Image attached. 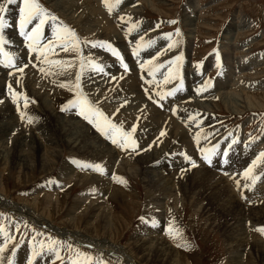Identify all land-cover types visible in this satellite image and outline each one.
Returning <instances> with one entry per match:
<instances>
[{
	"label": "rangeland",
	"instance_id": "374dc122",
	"mask_svg": "<svg viewBox=\"0 0 264 264\" xmlns=\"http://www.w3.org/2000/svg\"><path fill=\"white\" fill-rule=\"evenodd\" d=\"M0 2H3V0H0ZM19 3L20 0H17V4L9 5L8 11L5 13L8 27L5 29L4 35L11 42L10 47L8 45L5 47L6 50L16 54L18 64L28 63L29 60L35 62V54L30 55L28 53L23 38L19 35L17 27ZM40 3L51 13L55 14L60 21H63L74 29L82 41L85 39L89 41H105L111 43L121 53L131 69L130 72L125 73L116 58L106 50L100 49L99 47L92 48L91 45L82 44L84 55L90 56L97 63L104 65L105 72L110 74L97 76V73L86 69L82 76V86L89 99L93 103L98 102L97 106L100 110L105 115L107 114L114 123L122 124L124 130H130L133 125L136 126L137 131L134 134V138L139 147L136 150H121L97 132L82 117L78 116L75 109L61 111V108L67 104V101L73 98V94L66 88H61L58 85L64 82V79L73 78L75 70H71L73 77L67 74L45 76L37 68L29 64L24 74L26 75L28 73L29 75L31 73L29 75L31 76V80L34 78L36 81L34 82L38 84V88L43 90L42 92L46 91L48 93V98L52 101L54 112L57 115H61L65 120L73 119L72 122L76 128L74 131L78 130V132H81L85 129L89 134L90 132L95 135L97 134V139H101L100 141L104 142V144L106 143L105 146L114 148L117 154L125 158H134V161L137 160L136 162L143 161L142 163L140 162L139 168L145 163L146 156L152 154L154 155L152 157L155 158L160 153H165L162 155L165 157V160L160 164L166 163L167 165H171L173 160L176 161L177 165L175 168H171V171H178L177 175H179L178 179L180 181L177 185L178 189L180 191L181 185L184 192H187L185 194L188 195L186 196L184 193L180 195L184 199V203L168 200L167 198L164 199V202L159 203L157 200H161L162 197H159L158 194L154 195L158 197L156 201L150 202L152 198L149 195L148 180H143L144 178L141 172L136 171V166L132 165L129 167L131 169L135 168L133 171H129V168L124 170L121 166L118 168V172L117 170L110 171L109 165L102 161L101 154L96 155L93 153L95 157L93 160L89 155L87 156L80 152L75 153L74 151L76 150L72 149L71 144L73 138L76 136V132L69 131V128H66L64 131L61 130L58 122H56L57 128L64 133H62L60 143L58 142L60 145L58 149L56 148V151L58 150L57 152L51 147L56 144L46 139L47 136L44 134L45 130L40 131L38 142H32L33 138L39 135L32 128L34 125L31 124L34 123L29 124L28 122L27 117H32V115L28 113V108L26 109L24 107L23 98L19 101V111L16 104L14 107L7 88L8 84H11L13 90L18 91L22 89L20 92L26 96L25 92L28 94L27 91L29 90V87L26 86L28 80H26L25 75H21L18 72H13V75L9 76V69L0 66V97L2 98V100L0 98V101H2L1 104H7L5 105L6 107L8 105L10 106L9 109L3 108L9 110L7 119L10 120L12 116L10 122H8L9 124L7 123L9 126L11 125V133L2 140L3 142L0 141V156L7 157V159L10 158L11 160L13 155V150L11 149L12 147H17L18 154L22 155V164L24 165L19 167L0 165V194H2L6 201L14 204L33 203L35 207L36 204H34V201L36 200L39 202V206L36 208L38 213L44 216L47 213L52 217L54 228L64 230L71 229L66 221L75 201L77 200L78 202L80 199L78 202L80 203L88 197L90 201L82 202L81 207L82 210L87 209V214L84 218H91L94 222L93 225H97L98 228L99 226L103 228L104 220L97 218L100 212H103L101 216L106 213V217H111L113 225H117L115 217L119 216L118 219L121 222L122 230L115 240L112 241L116 245L133 249L135 242L138 241V236L141 234L142 239L149 240L150 238L154 239L156 236L160 238L161 236L165 238L162 239L165 242L170 241L172 243L170 245L175 250L173 264H264V259L260 256L261 252L256 251L254 244L255 242L261 241L260 243L264 247V235L256 230L259 227H264V224H260L259 226L250 225L251 220L248 218V213H244L243 210L241 211L242 207L248 208L252 206L257 207L260 204L264 205V196L260 199L259 196L261 194L257 195L256 192L252 194V191H255V188L258 186L262 187L264 193V175H261L264 173V165H258L255 170V174L260 177L255 184L250 179L246 180L242 175L245 169L256 159L258 154L264 151V0H121V4L114 9L112 14H109L102 0H40ZM129 9H136V15L129 13L132 11ZM61 11L69 14L71 18L62 14ZM72 17L75 19L79 17L78 22ZM120 17L124 19H120ZM89 19L94 22L90 23ZM173 19H178L179 25L168 23V21ZM93 24L96 26L95 32L90 30L88 32L87 26L89 27ZM134 24H138V28H134L129 33L128 29ZM177 26L181 29V37H176L173 34V40L179 39L180 43L168 49L167 44L170 41L165 38V34L170 32L174 33V29ZM51 34L52 28L51 23H49L45 26V41L51 37ZM141 36L144 37L145 41L149 39L155 41V44L151 48L141 50L139 56H133L132 49L135 47V41ZM186 45L190 47L188 53H185ZM158 51L161 54L153 62H162L165 64V67L161 68L156 74V77L153 78L147 74L148 65H145V69L142 71L138 61L143 62L149 60ZM217 52L220 56L221 67H217ZM176 56L182 57L181 62H179L177 79L165 84L163 77L167 73L169 66L167 62L175 59ZM50 58L67 59L69 58V54L60 52L57 49L56 55ZM253 58L261 61L252 60ZM227 59L229 62L225 61ZM240 59H243L240 62L241 64H234V62ZM222 73L226 74L227 77L229 76L228 82L225 85H220ZM111 75H115L117 80L111 81ZM121 76H123V79L119 78ZM17 78L20 79L19 84L16 82ZM208 79H211L212 87L205 92L197 94L196 89ZM146 80H152L153 82L149 85L145 82ZM181 81L183 82L182 87L174 96L165 97L163 101H160L163 107L157 103H153V100H159V97L156 96L157 92L169 91L180 85ZM125 84H128L127 86L130 87L128 88L129 90L127 89L128 92L131 91L132 93L134 91L132 93L134 98L124 97L121 99L122 101H119L121 104L116 106L119 109L122 107L127 110L130 115L127 119L130 122L125 121L128 124L122 118L118 119V116L108 112L111 106L109 109L106 108V103L99 97L107 89L109 90L111 87L115 89V87L120 85L123 87ZM132 85L136 86H133V88ZM222 87L224 88L220 89ZM145 89L151 90L152 99L148 98V93H146ZM96 90L99 91L97 96L94 94L97 92ZM204 99L210 101L208 105L211 108V112H208V115H204L197 108L195 110L190 109L182 117L178 115L180 114L178 108L181 107L180 103H183V105L190 103L188 105L191 107L199 103L207 106ZM30 101H28V104L31 106V109L39 112L33 106V101ZM110 103L108 102V104ZM111 104H114V101ZM172 109L176 110V114H173ZM142 111H148V114L154 113L153 119L148 118L149 121L145 115L142 118L139 115ZM20 112L25 113V119H21ZM131 115L134 117L131 118ZM189 115L196 117V123L188 119ZM32 118V121L36 119L35 117ZM203 123L204 125H202ZM150 126L153 127L149 128ZM153 128L155 130H151ZM161 131L165 133L163 137L160 135ZM70 132L75 133L72 140L69 136ZM197 132H200L202 137L199 145L196 144L194 139ZM66 135L69 137L67 138ZM178 135L181 137L179 136L177 138ZM205 136L207 137L206 139H204ZM233 139H236L237 143L232 145L227 157H224L221 152L220 155L213 156V163L211 165L201 159L200 147H211L219 142L221 149H227ZM149 145L152 146L149 148ZM140 149H145L144 151L147 153L140 151ZM175 149L177 151L171 152ZM180 153H186L190 156L196 161L197 166L191 167ZM25 158H30V161ZM53 158H56V162H52L55 161ZM74 160L80 161L81 163L100 164L104 172L101 174L90 168H81L79 165L73 163ZM225 160L227 163H225ZM2 161L5 162V159L3 158ZM70 166L75 174V179L68 181L67 179L70 175L65 176L62 169L65 171V168ZM151 166L154 171H163L161 169L162 167L160 168L153 164ZM51 168L52 170H49ZM182 168L185 171L181 172ZM200 170L211 171L217 174L226 181L229 190L237 197L242 207L238 210L235 221L244 226L245 229L240 224L237 225L239 229L246 230V235L250 242H247V245L242 244V240L238 238V240H235L238 244L236 250L231 249L227 238V230H232V227L228 228V226H225L227 220L231 219V217L225 220V215L221 212L223 209L218 205L219 202L214 200V192L210 191L211 188L213 189V181L216 182L218 178L210 174L205 175ZM194 172L197 173L195 174ZM88 175L90 176L88 177ZM92 175L95 177L92 178ZM101 175H103L102 178H108L110 180L104 183L103 180L96 179L100 181L97 182L95 178L98 176L101 177ZM114 175L123 178L127 183L121 184L117 182V180L113 179ZM237 181H239V186L237 185ZM245 184L248 187H244ZM124 185L127 186V196L121 194L125 190ZM47 194L53 195V202L55 198V201H57L67 194L66 204L61 208L54 207L55 203H47ZM150 204L152 205L148 206ZM215 204L217 205L215 206ZM154 206L157 207L155 211L160 209L163 216H166L163 226L157 223L153 226L151 223V219L156 216L152 213ZM199 207L201 209L197 213V208ZM91 208L92 210H90ZM99 210L100 212H98ZM27 213L26 211L23 214L18 212L14 213L0 205V226H3L4 232L12 238L7 243L4 255L12 256L13 264H29V259L32 258L33 245H38L39 241H47L49 238L61 242L62 246L59 250L61 259H57L54 253L45 249L41 255L33 260L32 264H71V258L74 256V253L67 248L69 244L73 248L93 255L99 253L91 243L89 247L83 246V243L80 241L70 243L69 240L60 238L49 228H45L46 225L42 223L43 221L39 219L36 221L32 220ZM142 216L149 222H142L139 219ZM96 219L102 223L95 222ZM170 221H174V226L179 229L183 239L177 237L174 240L167 234L166 229ZM144 230L146 231L144 232ZM101 231L103 230L100 228L99 235H101ZM37 232L40 233L39 236H37ZM33 237H36V240H33ZM4 244V233H0V245ZM13 245H16L15 255L12 253ZM132 256L136 261H140L138 258L140 255L136 256V253H134ZM104 257L111 261L112 264H121L120 261L112 258L115 257L113 254L104 255ZM4 264H7V260H5ZM138 264L140 263L138 262ZM149 264L159 263L152 258V262Z\"/></svg>",
	"mask_w": 264,
	"mask_h": 264
},
{
	"label": "bare ground",
	"instance_id": "6f19581e",
	"mask_svg": "<svg viewBox=\"0 0 264 264\" xmlns=\"http://www.w3.org/2000/svg\"><path fill=\"white\" fill-rule=\"evenodd\" d=\"M54 4H57V3H54ZM58 5V4H57ZM133 8V7H132ZM59 10V9H58ZM130 10V9H129ZM127 10V11H129ZM132 10V9H131ZM130 10V11H131ZM62 14H65L67 16H69V18H71V16L69 14H67L66 12H62ZM129 13H132V14H135L136 15V9L132 10L131 12ZM73 18V17H72ZM76 22H78L79 20V17H77L76 19L73 18ZM124 19V18H123ZM83 20V19H82ZM90 20V19H89ZM93 20V19H92ZM99 20V19H97ZM94 21H91L90 20V23H93ZM104 22V21H103ZM97 25V24H96ZM84 27H86L85 25H83ZM99 26V24H98ZM18 27V26H17ZM88 28V32L89 30L92 31V32H95V28L96 26L93 24L91 26H87ZM120 29V28H119ZM100 30V29H99ZM91 32V33H92ZM99 32V31H98ZM102 32V31H101ZM90 33V34H91ZM112 33V32H111ZM7 34V33H6ZM15 34V33H14ZM109 34V33H108ZM118 38V36H117ZM101 39V38H100ZM168 45V44H167ZM13 46V45H12ZM114 47V46H113ZM189 45H186V49H185V53H188L189 51ZM98 50V49H97ZM100 50V49H99ZM106 52V51H105ZM171 55V54H170ZM231 55V54H230ZM259 57V56H258ZM25 58V57H24ZM103 58V57H102ZM107 59V58H106ZM166 59V58H165ZM257 60V61H261L257 58H253L252 60ZM263 60V59H262ZM106 61V60H105ZM225 61H228L225 60ZM241 61H243V59H240L239 61H236L234 62V64H239ZM213 62H215V60H213ZM229 62V61H228ZM227 62V63H228ZM154 63V62H153ZM212 63V62H211ZM241 64V63H240ZM255 65V64H254ZM240 66V65H239ZM243 66V65H242ZM113 68V67H112ZM222 71V70H221ZM225 71V70H224ZM34 73V72H33ZM95 73V72H94ZM31 73H29L30 75ZM25 75V74H23ZM28 73H26L25 77H26V80H28L26 82V86H28L29 90L27 91L25 88V90L28 92V94H26L25 92V95L28 97V101L32 100V104L34 107H36V109L39 110V112H35L31 109V106L28 104L27 106V111L28 113H30V115H32V117H35L36 121L33 120L32 122L34 124H31V125H34L32 126V128L36 131V134H39L38 136H35L33 138V141L32 142H38V137L40 138V131H43L45 130L44 134H46L47 138L50 142H53L54 144L56 145H52L51 147L55 149L56 151V148L58 149L59 148V141L61 140L62 138V133H64L63 131L66 129V128H69L68 130L69 131H74L75 126L72 122L73 119H67L65 120L64 118L61 117V115H57L56 112H54V106L52 105V101L49 100L48 98V93L46 91L42 92L43 90L39 89L38 88V84L36 83L35 84V80L34 78L31 80V76H29ZM97 76H101V74H97ZM49 77V76H48ZM220 77V76H219ZM28 78V79H27ZM50 78V77H49ZM100 79V78H98ZM228 79H229V76L227 77L226 74L222 73L221 74V83L220 85H225L227 82H228ZM25 80V79H24ZM66 80V79H64ZM89 80V79H88ZM1 81V79H0ZM35 81V82H34ZM131 81V80H130ZM135 82V81H134ZM102 83V82H101ZM139 83V82H138ZM25 84V83H24ZM122 84V83H121ZM129 84V83H128ZM127 84V85H128ZM132 84V83H131ZM234 84V83H233ZM116 85V84H115ZM114 85V86H115ZM126 85V84H125ZM123 86L120 85V86H117L114 88H109V90L107 89V91L104 92L103 95H100L99 97L101 98V100H103L105 103H106V108L109 109V107H115V108H111L110 107V110L108 112L118 116V119H121L123 121L127 120L128 122H130V120L127 119V117H130L129 113L127 112L126 109H123L122 107L119 109L117 108L116 105L118 104H121V102L119 103V101H122L121 99H123L124 97H128V98H131L132 97L134 98V95H132V92L129 91L128 92V88H130L129 86ZM2 86V85H1ZM25 86V87H26ZM40 86V85H39ZM46 86V85H45ZM59 86V85H58ZM113 86V87H114ZM135 87L136 85H132V87ZM139 86V85H138ZM137 86V87H138ZM23 87V86H22ZM41 87V86H40ZM43 87V86H42ZM133 87V88H134ZM136 87V88H137ZM27 88V87H26ZM224 87L220 88V89H223ZM262 88V87H260ZM1 89V88H0ZM21 89V88H19ZM128 89V90H127ZM4 90V89H3ZM18 90V89H16ZM22 90V89H21ZM21 90H18L17 92L19 93H22L20 92ZM95 90V89H94ZM101 90V89H100ZM132 90V89H131ZM24 91V90H23ZM86 91V90H85ZM97 91V90H96ZM2 92V91H1ZM95 92V91H94ZM102 92V91H101ZM97 93H99V91H97L96 93V96H97ZM103 93V92H102ZM125 93V94H124ZM140 93V92H139ZM1 94V93H0ZM197 95V94H196ZM3 96V95H2ZM137 96V95H136ZM202 96V95H201ZM207 96V95H206ZM210 96V95H209ZM208 96V99L210 100V97ZM1 98V97H0ZM126 98V99H128ZM125 99V100H126ZM206 100L204 99V102L205 104H207V106H204V104H201V103H197L198 105L196 106H190L188 104L190 103H187L186 105H183V103H180L181 107H178L179 110H180V114L178 115H181V117L184 115V113L188 112L190 109H194L197 108L198 110L202 111L204 113V115H208V112H211V108L208 104V102H210L209 100ZM2 100V98H1ZM138 100V99H137ZM136 100V101H137ZM167 100V99H166ZM170 100V99H169ZM201 100V99H200ZM114 101V104H111L112 102ZM149 101V100H148ZM171 101V100H170ZM5 102V101H4ZM24 102V101H23ZM31 102V101H30ZM108 102H111L110 104H108ZM124 102V101H123ZM233 102V101H232ZM2 102H0V141H2L5 137H8L11 133L10 129H11V125H7L8 122H10L12 116L10 117V120L7 119V114L9 112V108L10 106L8 105L7 107L5 105L7 104H1ZM22 103V102H21ZM138 103V102H137ZM192 103V102H191ZM165 104V103H164ZM173 104V103H172ZM14 107H15V104H13ZM127 105V104H126ZM139 105V104H137ZM195 105V104H194ZM12 106V105H11ZM128 106V105H127ZM166 106V105H165ZM22 107V106H21ZM166 107H169L168 105ZM203 107V108H202ZM3 108H8L7 110L3 109ZM24 108V107H23ZM105 109V108H104ZM117 109H119V111H117ZM141 109V108H140ZM168 109V108H167ZM137 110V109H136ZM142 110V109H141ZM117 111V112H116ZM140 111V110H139ZM155 111V110H154ZM178 111V110H177ZM153 112V111H152ZM170 112V111H169ZM138 113V112H137ZM162 113V112H161ZM197 113H200V112H197ZM107 115V114H106ZM126 115V117H125ZM128 115V116H127ZM134 115V114H132ZM131 115V118L134 117ZM140 116H142V118L145 117L147 118V120H149L148 118H151L153 119V116H154V113L152 114H148V111H142L139 113ZM28 116V115H27ZM75 117V116H74ZM157 117V116H156ZM68 118V117H67ZM124 118V119H123ZM115 119V118H114ZM138 119V118H137ZM206 119V118H205ZM162 120V119H161ZM13 121V119H12ZM17 121V120H16ZM127 121H125L127 123ZM150 121V120H149ZM166 121V120H165ZM56 122H58V126L59 128H61V130H63L62 132L60 131V129L57 128V125H56ZM76 122V121H75ZM79 122V121H78ZM133 122V121H132ZM155 122V121H154ZM14 123V122H13ZM81 123V122H80ZM145 123V122H144ZM149 123V122H148ZM196 123V122H195ZM205 124H208L207 122H204ZM204 123L202 125H204ZM9 124V123H8ZM30 124V123H29ZM128 124V123H127ZM154 125V124H152ZM9 126V127H8ZM153 126H150L149 128H151ZM158 127V126H157ZM210 127V126H209ZM83 128V127H82ZM155 128V127H154ZM151 129V130H155V129ZM170 129V128H169ZM194 129V128H193ZM210 129V128H209ZM95 130V129H94ZM93 130V131H94ZM128 130V129H127ZM196 130V129H195ZM81 131V130H80ZM158 131V130H157ZM170 131V130H169ZM168 131V132H169ZM68 132V131H67ZM76 132V136L74 137L75 133L73 132H70L69 133V136H70V139L72 140L73 138V142L71 144L72 146V149L76 150L74 151L75 153L76 152H80V153H83L85 155H89V157L91 159H95L93 153H95L96 155H100L102 156L103 158V162L105 164H108L109 165V169L110 171H116L118 172V168L121 166L124 170H127L130 166L134 165L136 166V171H139L141 172L142 174V177L144 178L143 180H148V184H149V189H150V198H152V200H150V202H154L156 201V199L158 197H155L154 195L158 194V196L162 197V199L160 200H157L159 203L160 202H164V199H168V200H172V201H177V202H181V203H184V199L180 196L182 193H187V192H184L183 188L181 187L180 185V191L178 189V183H180L179 181V175H177L178 171H171V168H175L176 165H177V162L173 160V163L170 165V164H160L162 163L163 160H165V157L162 156L163 154L165 153H160L158 156H156L155 158H153L152 156H154L153 154L152 155H149V156H146L145 158V163L143 164V166H141V168H139L140 166V162L142 163L143 161H140V162H136L137 160L134 161V158H125L123 156H121L120 154H117L115 151H114V148H111L110 146H105L104 142H101L100 140L101 139H97L96 135L91 133L89 134L88 131H86L84 129V131H81V132H78L77 131H74ZM144 132V131H143ZM147 132V131H146ZM184 132V131H183ZM213 132V131H212ZM35 133V132H34ZM171 133V132H170ZM179 133V132H178ZM67 134V133H66ZM145 134V133H144ZM150 134V132H149ZM174 134V133H173ZM181 134V133H180ZM91 135V136H90ZM95 135V136H94ZM99 135V134H98ZM176 135V133H175ZM182 135V134H181ZM184 135V133H183ZM64 136V135H63ZM67 136V135H66ZM67 136V138L69 137ZM173 136V135H172ZM180 135H178L177 138H179ZM100 137V136H99ZM163 137V136H162ZM181 137V136H180ZM183 137V136H182ZM42 138V137H41ZM64 138V137H63ZM175 138V137H174ZM145 139V138H144ZM70 140V141H71ZM185 140V139H184ZM43 141V140H42ZM65 141V140H64ZM3 142V141H2ZM47 142V141H46ZM45 142V143H46ZM59 142V143H58ZM186 142V141H185ZM7 143V142H6ZM70 144V143H69ZM7 145V144H5ZM5 145H4V148H5ZM22 145V144H21ZM1 146V145H0ZM42 146V145H41ZM146 146V145H145ZM12 147V146H11ZM69 147V145H68ZM3 148V149H4ZM28 148V147H27ZM41 148V147H40ZM70 148V147H69ZM2 149V148H1ZM71 149V148H70ZM13 150V155H12V158L10 160L7 159V157H1L0 156V165L4 166V165H12L14 167H19V166H24L22 164V158L21 156L22 155H19L18 154V150H17V147H12ZM29 150V149H28ZM48 150V149H47ZM52 150V149H51ZM6 151V150H5ZM58 151V150H57ZM56 151V152H57ZM148 151V150H147ZM155 151V150H154ZM170 151V150H169ZM177 151V149L171 151V152H175ZM1 152V151H0ZM34 152V151H33ZM146 152V151H144ZM147 153V152H146ZM157 153V152H156ZM168 153V152H166ZM59 154V152H58ZM58 154L56 153V155L58 156ZM171 154V153H170ZM34 155V154H33ZM26 156V155H25ZM44 157V155H42ZM60 156V155H59ZM169 156V155H168ZM29 157V156H28ZM56 157V156H55ZM98 157V156H97ZM175 157V156H174ZM4 158L5 159V162L2 161V159ZM52 158V156H51ZM89 158V159H90ZM153 158V159H152ZM26 159V158H25ZM28 160L30 158H27ZM26 159V160H27ZM25 160V161H26ZM40 160V159H39ZM44 160V159H43ZM52 160V159H51ZM53 160L55 161H52V162H56V158H53ZM24 161V163H25ZM30 161V160H29ZM41 161V160H40ZM45 161V160H44ZM49 161V159H48ZM101 161V162H102ZM133 161V162H132ZM172 162V161H171ZM28 163V162H27ZM47 163V162H46ZM50 163V162H49ZM154 165V166H157V167H162L161 169H163V171H154L152 166L151 165ZM26 165V164H25ZM170 165V166H169ZM185 165V164H184ZM105 166V165H104ZM46 167V166H45ZM49 167V166H48ZM47 167V168H48ZM51 167V166H50ZM146 169H145V168ZM21 168V167H20ZM19 168V169H20ZM24 168V167H23ZM43 168V166H42ZM46 169V168H45ZM135 168H129L128 170L129 171H133ZM49 170H52L49 169ZM108 170V169H107ZM20 171V170H19ZM62 171L64 172V175L65 176H69V178L67 179L68 181H71V180H74V176L75 174L73 173V169L72 167H68V168H65V171L64 169H62ZM62 172V174H63ZM120 172V171H119ZM198 172V171H197ZM196 172V173H197ZM200 172L204 173L205 175L207 174H210L211 176L213 177H217L218 180L216 182L213 181V189L211 188L210 191L211 192H214L213 195H214V200H216V202H219L218 205L223 209L221 212L225 215V220H227V218H230L231 219H228L227 220V224H225V226H228V228H231L232 230H227V238H228V242H229V245L231 247V249H235L236 250V246L238 245L237 244V241L235 242V240H238V238H240L242 241V244H246L247 242L250 243L248 240L249 238H247V235H246V230H244V226H242L241 223L240 226L242 228H238L237 225L238 222L235 221V216L238 212V210L242 207L239 203V201L237 200V197H235L233 194L232 191L229 190V187H228V184L226 183L225 180H223L221 177H219L217 174L211 172V171H201ZM195 173V172H194ZM195 173V174H196ZM135 175V174H134ZM90 175H88L89 177ZM103 175L98 176L96 179L98 180H103V182H108V178L104 179L102 178ZM200 176V175H199ZM95 177V176H94ZM93 175H92V178H94ZM197 177V176H196ZM64 178V177H63ZM194 179V178H193ZM96 180L97 182H100ZM196 180V179H195ZM187 182V181H186ZM195 183V181H193ZM199 182V181H198ZM64 183V182H63ZM184 183V181H183ZM181 183V184H183ZM192 183V182H191ZM206 185V184H205ZM262 185V184H261ZM115 186V185H114ZM146 186V187H147ZM208 186V185H207ZM205 186V187H207ZM122 187V186H121ZM125 188V190L123 191V193L121 194H124L126 195L127 193V186L124 185L123 186ZM50 188V187H49ZM192 188V187H191ZM120 189V188H119ZM186 190V188H185ZM191 190V189H190ZM209 190V188H208ZM204 192V191H203ZM207 192V191H206ZM257 193V195L261 194L259 196V198L261 199L264 195L263 193V189L262 187L258 186L255 188V191L253 190L252 191V194L254 193ZM120 193V192H119ZM120 194V195H121ZM128 194V193H127ZM113 195V194H112ZM118 195V194H117ZM186 195V194H185ZM188 195V194H187ZM186 195V196H187ZM66 195L63 196L62 199L60 200H54L53 202V195H48L47 194V199H46L48 202L47 203H55L54 207H58V208H61L63 207L66 203ZM127 196V195H126ZM90 197V196H89ZM115 197V196H114ZM82 199V198H81ZM132 199V198H131ZM148 199V198H147ZM44 201V200H43ZM80 201V199H79ZM78 201V202H79ZM90 200L88 199V197L86 199H83L82 202H89ZM253 201V199H252ZM261 201V200H260ZM77 200L75 201L74 203V206L72 207V211L71 213L68 214V218H67V223H68V226L71 228V229H56L54 228L53 224H52V217H50L47 213L46 216L42 215V214H39L38 211H37V207L39 206V202L38 201H34V204H36V206L34 207L33 206V203L31 204H14V203H10L8 201H6V199L2 196V194H0V205L3 206L6 210L8 211H11V212H18V213H24L25 211L28 212L27 215L31 217L32 220H40V221H43L42 223H44L46 226L45 228H49L51 231H53L57 236H59L60 238L62 239H67L70 241V243L73 241H80L83 243V246H89V244H93L94 248L97 250V252L99 253H102L103 255L107 256V255H115V257H112V258H115L117 259L118 261H120L121 264H138V262L140 264H149L152 262V258H154V261L158 262L159 264H173V258L175 256V250L174 248H172V246L170 244V241L169 242H165L164 240L162 239H165L163 237L160 236V238H158L157 236L153 238H150L149 239H142V234L140 236H138V241L135 242V245H134V248L136 249H132V248H126V247H123V246H120V245H116L114 244L112 241L115 240V238L118 236V234L121 232V222H119V216L115 217L116 219V222H117V225H113L112 221H111V217H106V213L104 215L101 216V213L103 212H100V210L98 212H100L99 214V217L97 218H101V220H104V225H103V228L101 226H99V228L97 227V225H93V221L92 219H86L84 218V216L87 214V209H83L82 210V207L81 205L83 204L82 202L78 203ZM262 202V201H261ZM46 203V205H47ZM162 204V203H161ZM253 204V203H252ZM260 204V203H259ZM152 204L148 205V206H151ZM160 205V204H159ZM217 204H215L216 206ZM91 206V205H90ZM158 206V205H157ZM218 206V208H219ZM49 207V206H48ZM89 207V206H88ZM87 207V208H88ZM100 207V206H99ZM32 208V209H31ZM157 207H153V211L152 213L155 214L156 216L154 218H152L151 220L155 221L158 225L160 226H163V223H164V218H166V216H163L162 214V211L159 210H156ZM168 208V207H166ZM46 209V208H45ZM96 209V208H95ZM99 209V208H98ZM100 209L102 210V208L100 207ZM151 209V208H150ZM201 208H197V213L198 211L200 210ZM2 210V209H1ZM92 210V208L90 209ZM97 210V209H96ZM108 210V209H106ZM169 210V209H168ZM244 211V213H248V218H250V225H253V226H259L260 224H264V205H258L257 207L256 206H252V207H242L241 208V211ZM47 212V210H45ZM104 211V210H102ZM214 212V210H212ZM216 211V210H215ZM240 211V212H241ZM95 212V211H94ZM93 212V213H94ZM92 213V214H93ZM97 214V213H96ZM165 214V213H164ZM242 214V213H241ZM94 215V214H93ZM198 215V214H197ZM88 216V215H87ZM152 216V215H151ZM91 217V216H90ZM114 219V218H113ZM242 219V218H241ZM98 219L95 220V222H100V221H97ZM238 220V219H237ZM242 221V220H241ZM239 221V222H241ZM244 221V220H243ZM232 222V223H230ZM102 223V222H100ZM37 225V224H36ZM39 225V224H38ZM103 230L101 231V235H99V230ZM147 228V227H146ZM143 229V228H142ZM236 229V231H235ZM146 230H144L145 232ZM148 231V230H147ZM233 232V233H232ZM245 232V233H244ZM147 233V232H146ZM154 233V232H153ZM241 235H244V236H241ZM151 235V233H149ZM147 234V235H149ZM156 235V233H155ZM154 236V235H153ZM243 237V238H242ZM249 237V236H248ZM173 242V241H172ZM261 241L259 242H255V249L256 251H260L261 255L264 259V247L262 246V244L260 243ZM247 245V244H246ZM245 246V245H244ZM90 247V246H89ZM240 249V248H238ZM243 249V248H241ZM95 251V250H94ZM134 253H136V256L137 255H140L138 258L140 261H136L134 259V257L132 255H134ZM255 253V252H254ZM256 254V253H255ZM177 256V255H176ZM20 258V257H19ZM22 258V256H21ZM176 258V257H175ZM178 260V259H177ZM175 261V260H174ZM40 263V261H38ZM233 262V261H232ZM236 262V261H235ZM176 263V261H175ZM234 263V262H233ZM235 264V263H234Z\"/></svg>",
	"mask_w": 264,
	"mask_h": 264
},
{
	"label": "snow or ice",
	"instance_id": "6c2138e0",
	"mask_svg": "<svg viewBox=\"0 0 264 264\" xmlns=\"http://www.w3.org/2000/svg\"><path fill=\"white\" fill-rule=\"evenodd\" d=\"M109 14H112L115 8H117L121 4V0H102ZM17 4V0H3L0 2V66L9 69L8 75L12 76L13 72H18L21 75L25 73V69L29 67V64L32 67L37 68L38 71L45 76L47 75H65L67 74L70 77H74L61 82L59 86L61 88H66L69 92L73 94V98L67 101V104L61 108V111H70L72 109L76 110V114L82 117L85 121H87L90 125H92L97 132H99L106 139L110 140L113 145H116L121 150H136L139 145L134 138V134L137 129L136 126L133 125L130 130H124L122 124L114 123L108 115H105L103 111L97 106V103H93L88 95L84 92L82 86V76L86 69L91 70L97 74L110 75L105 72V66L97 63L92 57L85 56L82 49L83 45H91L92 48L99 47L100 49L106 50L112 56L116 58L120 67L124 70L125 73L130 72L129 65L125 62L121 53L111 45V43L100 41V40H81L79 35L72 29L69 25L65 24L63 21H60L59 18L51 13L46 7H44L40 0H20L18 5L19 7V20H18V31L19 35L23 38L24 44L27 48L28 53L35 54L34 61L29 60L28 63H17V56L15 53L6 50V45L11 46V42L6 39L4 35L5 29L8 27V22L5 19V13L8 11L9 5ZM123 19V17H120ZM51 23L52 34L46 41L45 37V26ZM169 24L179 25L178 19H173L168 21ZM31 27L29 28V26ZM158 27V25H157ZM134 28H138V24L132 25L128 31H131ZM173 34L176 37H181V29L177 26L174 29V33L170 32L165 34V38L170 41L168 44V49H171L180 43V40H173ZM155 44V41L149 39L147 41L144 40V37L141 36L139 39L135 41V47L132 49L133 56H139L141 50L151 48ZM59 49L60 52H64L69 54V58L67 59H53L51 56L56 55V50ZM216 51V50H214ZM161 53L158 51L155 53L149 60H145L143 62H139L140 68L143 71L145 69V65H148L147 74L150 77L155 78L156 74L160 71L161 68L165 67L164 63H153V60L158 59ZM182 57L176 56L175 59L169 60L167 64L169 65L167 68V73L163 77V82L165 84L171 82L172 80L177 79L178 71H179V62H181ZM78 61V63H77ZM216 63L217 67H221L220 56L217 52L216 54ZM123 79V76L119 77ZM117 77L115 75H111V81H116ZM17 84L20 83V79L17 78ZM146 83L149 85L152 84V80H146ZM183 82L175 88H172L166 92H157L156 96L159 97V100H153V103L160 104V101H163L165 97L174 96L178 90L182 87ZM212 87L211 79L205 80L204 83L196 89L197 94L207 91ZM8 93L11 97V100L14 104L17 105V109L19 111V101L21 98L24 100V107L28 106V97L24 96L23 93H19L13 90L11 84H8ZM146 93H148V98L152 99V93L150 89H145ZM2 102V101H0ZM119 111V109H117ZM173 114H176V110L172 109ZM21 119H25V113L20 112ZM28 122L32 123V117H27ZM188 119L195 122L196 117L194 115H189ZM199 126V125H197ZM161 136L165 135L163 131L160 133ZM231 135V134H230ZM207 137L205 136L204 139ZM197 145L201 142V133L197 132L194 137ZM237 140L233 139L232 143L228 145L227 149H221L220 143L212 145L211 147H200L199 152L201 154V159L207 164L211 165L213 163V156L220 155L221 152L224 157L229 155V150L233 144H236ZM152 145H149L150 148ZM145 149H140V151H144ZM184 157V160L191 166L196 167L197 163L186 153H180ZM73 163L79 165L81 168L85 169H93L96 172L103 174L104 169L100 164L94 163H81L80 161H73ZM225 163L227 161L225 160ZM258 165H264V151H261L256 159L252 161V163L245 169L243 172V177L248 180L250 179L253 184L260 178L255 174V170ZM185 171V169H181V172ZM261 175H264L262 173ZM113 179L117 180V182L121 184H126V180L123 178L113 176ZM237 185L239 186V181H237ZM244 187H248L247 184ZM142 222L148 223L145 217L139 218ZM152 225L155 226V221H151ZM262 235H264V227H259L256 229ZM167 234L172 238L176 239L180 237L183 239V236L178 228L174 226V221L169 222V226L166 229ZM0 233H4L5 236V244L0 245V264H4L5 260H7V264H13L12 256H5V251L7 248V243L12 238L4 232L3 226H0ZM40 233L37 232V236ZM33 240H36V237H33ZM187 244V242H185ZM61 242L51 240L47 241H39L38 245H33L32 258L29 259V264H32L33 260L41 255L45 249L49 252H52L56 255L57 259H61L59 255V250L61 248ZM179 246V245H178ZM15 247L13 245L12 253L15 255ZM67 248L74 253V256L71 258V264H112L111 261L107 260L102 253H97L95 255L90 254L88 252L80 251L77 248H73L71 244L67 245Z\"/></svg>",
	"mask_w": 264,
	"mask_h": 264
}]
</instances>
